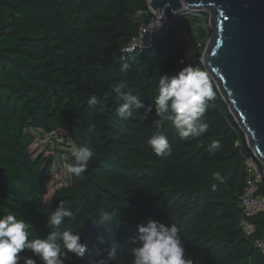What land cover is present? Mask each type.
I'll list each match as a JSON object with an SVG mask.
<instances>
[{
	"label": "trees",
	"instance_id": "1",
	"mask_svg": "<svg viewBox=\"0 0 264 264\" xmlns=\"http://www.w3.org/2000/svg\"><path fill=\"white\" fill-rule=\"evenodd\" d=\"M150 17L147 0H0V216L24 218L30 239L81 232L88 251L83 257L69 253L65 264H94L112 245L117 256L111 264H130L131 241L148 218L182 229L185 257L193 264H264L253 244L264 237V212L250 218L254 237L240 226L244 154L252 150L209 74L216 99L205 114L208 132L182 141L166 122L162 131L172 146L167 158L147 143L157 130L153 100L160 75L202 65L203 53L187 59V47L212 34L206 11L184 12L153 34L150 48L123 53ZM117 87L144 100L145 107L127 120L116 113L122 102ZM93 96L101 103L90 105ZM91 124L96 127L90 132ZM60 129L76 149L88 146L94 156L83 179L70 174L67 184L50 188L55 155L51 149L34 153L33 145ZM213 141L221 149L209 157ZM215 172L222 182L212 178ZM61 201L74 216L53 228L46 213ZM105 212L114 219L101 225Z\"/></svg>",
	"mask_w": 264,
	"mask_h": 264
},
{
	"label": "clouds",
	"instance_id": "2",
	"mask_svg": "<svg viewBox=\"0 0 264 264\" xmlns=\"http://www.w3.org/2000/svg\"><path fill=\"white\" fill-rule=\"evenodd\" d=\"M127 63L122 65L121 71L126 72ZM122 87V86H120ZM116 88L120 101L116 109L117 115L127 120L133 116V110L145 107L144 100L138 94L122 92ZM216 99L208 73L196 66L187 64L178 74H161L158 81V94L154 98L157 117L153 124L154 134L147 143L154 153L161 158L172 154V146L168 137L162 131L166 122H170L175 133L182 141L196 139L208 132L209 124L205 121V114ZM101 101L93 96L90 105L100 104ZM152 110L149 105L147 111ZM95 124L89 125V131L95 129ZM221 149L219 141H213L208 149L209 157L216 155ZM94 156V150L88 146H81L72 152L73 163L67 168L68 173L75 179H83ZM214 180L223 181L219 172L213 173ZM215 187V185H213ZM74 213L67 201H61L50 213H46L47 223L58 228L66 217L73 218ZM113 215L105 212L98 218V223L108 225L113 222ZM182 229L175 223L167 226L159 220L148 218L138 224V235L131 241L130 264H193L185 257V248L181 237ZM29 223L24 218H18L13 212L0 216V264H37L38 257L42 264H65L69 253L83 257L88 251L82 242V233L77 231H51L45 237L34 238ZM28 250L32 256L21 255ZM107 257H102L94 264H111L117 256L116 245L106 247Z\"/></svg>",
	"mask_w": 264,
	"mask_h": 264
},
{
	"label": "water",
	"instance_id": "3",
	"mask_svg": "<svg viewBox=\"0 0 264 264\" xmlns=\"http://www.w3.org/2000/svg\"><path fill=\"white\" fill-rule=\"evenodd\" d=\"M149 1L166 22L185 7L208 12L212 34L202 65L264 162V0Z\"/></svg>",
	"mask_w": 264,
	"mask_h": 264
},
{
	"label": "built area",
	"instance_id": "4",
	"mask_svg": "<svg viewBox=\"0 0 264 264\" xmlns=\"http://www.w3.org/2000/svg\"><path fill=\"white\" fill-rule=\"evenodd\" d=\"M147 2L151 17L148 21L143 22L139 26L138 33L134 35L125 46L122 47L121 51L123 53H132L137 50H145L150 48L153 44L154 33L167 27L172 21L179 18L184 12H197L196 10L185 7L181 11H176L172 19H168L166 22L167 15L164 13V11L160 9H153L150 6V1L147 0ZM141 13L142 12H139L138 14L141 15ZM209 38L210 36H207L206 39L190 40L186 51L187 59H192L200 52L203 53ZM187 39L189 38L187 37ZM196 67L205 70L203 65H197ZM237 145H240V142H237ZM250 149L252 150V153L244 154L246 185L243 193L240 195L239 205L241 209L240 226L243 229L245 236L254 237L256 228L250 218L260 212H264V162L251 147ZM253 244L264 255V237L253 238Z\"/></svg>",
	"mask_w": 264,
	"mask_h": 264
},
{
	"label": "rangeland",
	"instance_id": "5",
	"mask_svg": "<svg viewBox=\"0 0 264 264\" xmlns=\"http://www.w3.org/2000/svg\"><path fill=\"white\" fill-rule=\"evenodd\" d=\"M207 24H209V17ZM46 149H51L55 155L53 178L49 185L50 188L52 185L58 183L67 184L70 178V173H68L67 168L70 165L72 152L76 149L74 143L68 134L60 129L53 133H43L36 144L33 145L34 153H40Z\"/></svg>",
	"mask_w": 264,
	"mask_h": 264
}]
</instances>
